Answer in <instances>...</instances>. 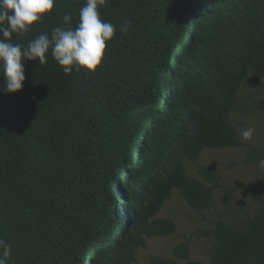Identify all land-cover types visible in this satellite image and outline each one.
Segmentation results:
<instances>
[{"label":"trees","instance_id":"trees-1","mask_svg":"<svg viewBox=\"0 0 264 264\" xmlns=\"http://www.w3.org/2000/svg\"><path fill=\"white\" fill-rule=\"evenodd\" d=\"M85 3L55 0L11 42L50 35L66 12L75 28ZM99 12L116 32L95 71L66 74L50 49L45 64L22 60L21 90L0 76V238L14 264H134L148 238L175 232L158 216L174 190L197 212L213 206L215 166L190 175L186 161L239 146L233 114L264 113L244 92L264 78V0H105ZM245 158L258 166L264 149ZM251 189L253 214L201 231L210 264H264V186ZM188 252L181 241L148 264H203Z\"/></svg>","mask_w":264,"mask_h":264},{"label":"rangeland","instance_id":"rangeland-1","mask_svg":"<svg viewBox=\"0 0 264 264\" xmlns=\"http://www.w3.org/2000/svg\"><path fill=\"white\" fill-rule=\"evenodd\" d=\"M182 45V44H181ZM178 49H176V52ZM245 99L264 98V78L246 81L244 86ZM232 123L239 133L241 144L225 149H206L197 162L186 161L188 174L196 175L197 165H213L220 175V185L214 189V204L211 208L197 212L189 207L177 190L164 203L159 217H169L175 221L176 230L164 237L147 239L146 246L136 251L134 264H148L152 255L172 257L174 247L181 241L188 243V258L210 264L207 257L208 240L201 231L210 228L214 221H235L243 218V211L253 214L257 205V193L251 188L264 186V169L246 161L249 146L255 145L264 149V113L255 111L250 114L232 115ZM253 128L250 141H244L240 132Z\"/></svg>","mask_w":264,"mask_h":264},{"label":"clouds","instance_id":"clouds-1","mask_svg":"<svg viewBox=\"0 0 264 264\" xmlns=\"http://www.w3.org/2000/svg\"><path fill=\"white\" fill-rule=\"evenodd\" d=\"M105 0H86L79 10V22L75 28L71 13H64L63 23L54 27L51 34L42 33L30 40L27 46L11 42L13 33L23 35L34 22L40 21L45 13L51 12L55 0H0V76H3L5 92L14 93L22 89L25 68L22 60H38L47 63L46 54L51 49L52 57L69 74L81 68L95 71L101 64L107 41L111 40L116 27L101 19L99 7ZM122 30L126 27L122 26ZM254 129L249 127L240 132L244 141H250ZM264 169V159L258 161ZM0 264H14L12 245L0 238Z\"/></svg>","mask_w":264,"mask_h":264}]
</instances>
